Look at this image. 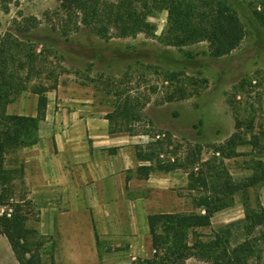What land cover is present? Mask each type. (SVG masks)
<instances>
[{"label": "rangeland", "instance_id": "rangeland-1", "mask_svg": "<svg viewBox=\"0 0 264 264\" xmlns=\"http://www.w3.org/2000/svg\"><path fill=\"white\" fill-rule=\"evenodd\" d=\"M213 1L234 12L244 28L240 46L219 59L210 56L206 42L182 48L162 44L165 11L155 12L148 19L155 27L153 37L139 34L103 41L81 29L66 39L58 30V0H16L7 14L0 10V35L12 34L33 50L38 60L28 86H53L48 95L54 97L56 110L69 113L92 106L93 115L103 117L113 111L117 100L128 96L137 100L138 107L146 104L137 131L149 136L168 134V151L176 147L178 157L198 151L203 161L213 156V147H226L237 134L240 141L234 148L236 156L224 159V164L235 181H243L252 172L253 160L260 157L248 141L251 135L264 132V0ZM32 19L39 23L38 28L32 27V21L27 24L31 26L28 32H16L18 23ZM173 72L178 76L171 82L166 76ZM179 89L184 90L183 98ZM169 97L174 99L167 102ZM35 106L36 96L26 91L7 107V113L30 115ZM139 140L149 142L150 138ZM26 150L9 153L6 168L23 170V184L15 181L13 200L25 198L24 206L30 213L28 227L35 229L41 206L26 196L30 193L24 183ZM172 173L169 192H154L148 207L164 212L193 211L186 191L187 175L181 170ZM245 198L248 208H264V183L248 189ZM243 199L236 195L233 204L216 213L202 234L210 235L225 226L237 227L244 219ZM232 232L241 239V231ZM0 237V264H18L7 240ZM51 241L54 244V237ZM100 244L114 245L103 239ZM41 254L46 261L51 256L53 259L54 246L46 244ZM185 264L209 263L191 258ZM249 264H255V260L250 259Z\"/></svg>", "mask_w": 264, "mask_h": 264}, {"label": "trees", "instance_id": "trees-1", "mask_svg": "<svg viewBox=\"0 0 264 264\" xmlns=\"http://www.w3.org/2000/svg\"><path fill=\"white\" fill-rule=\"evenodd\" d=\"M15 2L0 0V10L7 14ZM58 2L61 14L58 30L66 39L81 29L103 41L139 34L153 37L155 27L148 19L160 11H165L167 15L160 42L168 47L182 48L206 42L210 56L219 59L235 51L244 37V28L237 15L213 0ZM26 21L17 24V33L28 32L31 26L27 24H32V21L34 29L39 27L35 19ZM52 29L55 31L56 28ZM26 46L12 34L0 35V236L7 240L18 264H54L52 256L46 261L41 254L46 244L54 246L52 237L39 235L28 227L30 213L24 206V197L13 200L15 181L23 184V170L6 168L9 153L37 143L39 125L45 119L46 94L53 89V86L41 84L28 86L31 73L36 71L38 57ZM177 76L173 72L166 78L172 82ZM26 91L36 96L35 116L7 113V107ZM178 92L183 98L184 90L179 89ZM173 99L169 97L166 101ZM145 105L138 107L137 100L128 96L117 100L113 111L106 116L108 132L148 136L150 141L144 147L135 149L137 160L147 163L136 169L137 176L147 179L153 172L183 171L187 175L186 191L193 211L148 215L152 256L132 264H185L191 258L209 264H249L250 259H254L255 264H264V208H248L245 198L248 189L264 183V132L251 135L248 141L260 155L251 163L250 176L246 180L235 181L224 159L236 156L234 148L240 141L237 134L231 137L226 147H213V156L207 160L203 161L198 151L186 152L178 157L176 147L168 151L171 147L168 134L157 139L160 134L149 136L137 131L136 125L142 121L141 113ZM236 195L244 197L243 221L235 228L225 226L210 235L202 234V230L211 226V219L216 213L233 204ZM234 229L241 231V239L232 232Z\"/></svg>", "mask_w": 264, "mask_h": 264}, {"label": "crops", "instance_id": "crops-1", "mask_svg": "<svg viewBox=\"0 0 264 264\" xmlns=\"http://www.w3.org/2000/svg\"><path fill=\"white\" fill-rule=\"evenodd\" d=\"M46 98L37 143L25 152L24 183L27 199L41 206L34 230L54 237V264H132L150 258L148 215L176 212L148 206L154 192H169L174 174L139 178L136 169L147 163L137 160L135 149L147 144L139 140L144 135L110 134L107 114L94 116L92 106L67 113L56 110L54 97L47 93ZM35 114L36 106L24 116ZM100 239L114 245H101Z\"/></svg>", "mask_w": 264, "mask_h": 264}, {"label": "built area", "instance_id": "built-area-1", "mask_svg": "<svg viewBox=\"0 0 264 264\" xmlns=\"http://www.w3.org/2000/svg\"><path fill=\"white\" fill-rule=\"evenodd\" d=\"M163 136H164V135L162 134V135H160V136H156V138L159 139L160 137H163Z\"/></svg>", "mask_w": 264, "mask_h": 264}]
</instances>
